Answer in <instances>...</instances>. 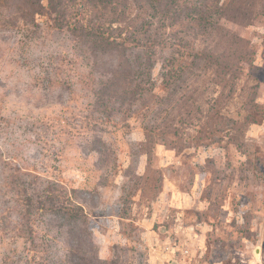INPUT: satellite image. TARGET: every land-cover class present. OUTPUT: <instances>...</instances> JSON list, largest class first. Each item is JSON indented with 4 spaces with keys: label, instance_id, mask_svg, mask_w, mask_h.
I'll use <instances>...</instances> for the list:
<instances>
[{
    "label": "rangeland",
    "instance_id": "rangeland-1",
    "mask_svg": "<svg viewBox=\"0 0 264 264\" xmlns=\"http://www.w3.org/2000/svg\"><path fill=\"white\" fill-rule=\"evenodd\" d=\"M219 23L222 35L248 43L243 80L225 82L220 62L239 46L229 50L213 33L208 68L179 67L168 101L161 74L170 49L158 48L154 94L106 126L96 124L91 97L98 75L67 33L48 16L0 28V213L11 203L4 182L20 165L25 177L74 189L102 262L264 264V16L245 27ZM64 241L55 240L56 255ZM22 251L21 239L0 233V264H56L26 262Z\"/></svg>",
    "mask_w": 264,
    "mask_h": 264
},
{
    "label": "trees",
    "instance_id": "trees-1",
    "mask_svg": "<svg viewBox=\"0 0 264 264\" xmlns=\"http://www.w3.org/2000/svg\"><path fill=\"white\" fill-rule=\"evenodd\" d=\"M261 2L264 0H0V28L30 27L36 25L38 16H48L53 29L67 33L82 51L88 74L98 75L97 81L93 80L91 97L96 124L106 126L117 116H130L142 101L152 97V70L158 48L170 49L162 61L161 74L168 101L174 95L170 88L179 67L182 74L192 68H208L212 48L206 40L213 33L231 42L229 50L232 44L239 46V51L233 48L220 62L221 74L227 75L225 82L236 84L243 80L240 64L246 59L248 43L240 35L229 34L231 40L228 32L222 35L219 20L226 18L242 27L249 26L264 16ZM175 25L177 31L170 32ZM251 100L248 104L257 110L260 104L256 97ZM167 125L175 134L172 124ZM112 126L117 127L116 123ZM97 140L102 146L98 151L103 154L107 147L100 136ZM14 171V177L4 182L11 191V203L1 210L0 233L22 240L26 262L36 258L47 262L51 256L56 264H110L96 254L91 230L82 224L83 206L72 197L74 189L37 180L34 175L25 177L20 165ZM38 233L41 241L35 243ZM62 236L63 251L56 255L54 242Z\"/></svg>",
    "mask_w": 264,
    "mask_h": 264
}]
</instances>
